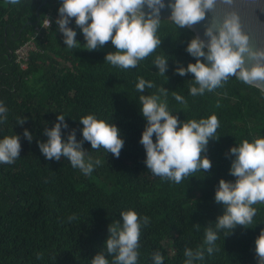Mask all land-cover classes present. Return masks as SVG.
Here are the masks:
<instances>
[{"label":"trees","instance_id":"obj_1","mask_svg":"<svg viewBox=\"0 0 264 264\" xmlns=\"http://www.w3.org/2000/svg\"><path fill=\"white\" fill-rule=\"evenodd\" d=\"M59 3L19 0L11 5L0 0V101L8 110L0 137L17 134L21 145L12 164H0V264H89L103 248L108 225L120 222V213L128 209L149 217L148 225L140 229L137 264H152L156 251L163 264H184V249L201 246L205 228L214 227L223 212V206L214 202V190L219 179H235L228 173L229 147L264 135V92L229 77L211 92L190 95L192 74L182 77L174 68L195 62L184 50L195 33L170 20L160 21L159 47L135 68L104 62L109 51H89L79 44L67 48L55 24ZM47 17L51 26L37 34ZM76 32L83 44L79 28ZM29 41L35 47L22 67L16 51ZM164 53L169 57L166 76L152 65L155 56ZM138 77L153 83L145 95L159 94L161 86L168 89V108L180 120L216 115L219 137L210 139L202 153L211 160L209 170L192 173L177 184L145 168L139 143L145 120L139 112L141 93L135 89ZM173 91L186 104L177 102ZM58 113L68 124L62 138L75 129L76 138L82 139L78 120L88 114L116 124L124 140L119 157L83 142L86 157L101 160L87 176L64 157L45 160L37 140L46 139L43 129L52 126ZM25 117L18 125L17 119ZM25 128L33 136L31 142L23 136ZM252 207L256 214L249 228L236 226L227 236L228 230L219 231L217 250L195 264H256L254 239L264 228V202Z\"/></svg>","mask_w":264,"mask_h":264},{"label":"clouds","instance_id":"obj_2","mask_svg":"<svg viewBox=\"0 0 264 264\" xmlns=\"http://www.w3.org/2000/svg\"><path fill=\"white\" fill-rule=\"evenodd\" d=\"M16 5L19 0H7ZM232 5L233 0H222ZM217 0H60L55 24L61 33L63 44L75 48L77 44L86 50H95L106 42L114 46V51L104 55L112 66L121 69L135 68L139 61L149 56L159 47L161 39L156 35L160 25V12L167 6L169 19L177 28L191 27L205 19ZM49 26L50 21L47 18ZM74 23L75 28L69 26ZM79 28L84 43L77 39ZM185 52L194 58L186 67L177 63L174 72L179 76L192 74L193 85L188 89L192 96L203 95L221 87L229 77H235L246 85L264 84V49H254L248 35L242 30L236 12L225 15L219 24L204 27L203 36L194 35L185 46ZM168 55H156L152 61L156 72L166 76ZM153 83L142 77L137 78L135 89L139 112L145 120L139 143L144 149L145 168L155 176L167 178L179 184L197 171L206 172L211 168L207 155L209 140H216L219 121L215 114L207 118L180 120L168 108L165 97L168 89L160 87L159 94H143ZM174 99L186 104L184 97L173 91ZM7 107L0 101V124L7 117ZM27 118H18L23 125ZM82 139L76 138V130H69L62 138V129H67L65 115L57 114L51 127L43 129L45 140H37V147L45 160L59 161L66 158L73 168L89 175L95 166L101 164L99 158L86 157L83 142L91 149L103 148L114 157H119L124 140L116 124L97 118L94 114L80 117ZM23 136L31 142L33 136L25 128ZM154 137V139H153ZM19 135L0 137V164H12L20 156ZM226 156L230 157L228 173L234 180H218L214 190V202L223 206L222 214L215 219L214 227H206L204 240L195 250L184 249V264L202 261L205 253L209 256L216 251L218 232L228 230L230 234L236 226L249 228L256 208L252 205L264 202V135L251 141L244 139L230 146ZM69 220L74 217H68ZM149 223V217L139 216L132 210L120 213V222L110 223L108 235L101 251L95 253L89 264H137L140 229ZM199 229V224H193ZM256 264H264V228L254 239ZM108 256L112 259L109 261ZM152 264H163L159 251L152 253Z\"/></svg>","mask_w":264,"mask_h":264},{"label":"water","instance_id":"obj_3","mask_svg":"<svg viewBox=\"0 0 264 264\" xmlns=\"http://www.w3.org/2000/svg\"><path fill=\"white\" fill-rule=\"evenodd\" d=\"M167 5V0H165ZM230 12H236L240 18L242 30L248 35L249 43L254 49H264V0H233L232 5H225L217 0L215 8L206 13L205 19L189 27L195 35L203 36L205 26L219 24ZM170 9L165 6L160 12L161 20L167 19ZM264 92V84L252 85Z\"/></svg>","mask_w":264,"mask_h":264},{"label":"built area","instance_id":"obj_4","mask_svg":"<svg viewBox=\"0 0 264 264\" xmlns=\"http://www.w3.org/2000/svg\"><path fill=\"white\" fill-rule=\"evenodd\" d=\"M47 18L50 21L49 26L46 22ZM47 18L43 21L40 27H37V34H40L42 31L48 29L51 26L52 24L51 18L50 17ZM34 47H35L34 43L32 41H29L28 43H26L16 51L17 60L21 63L22 67H26V61L28 60L29 51Z\"/></svg>","mask_w":264,"mask_h":264},{"label":"rangeland","instance_id":"obj_5","mask_svg":"<svg viewBox=\"0 0 264 264\" xmlns=\"http://www.w3.org/2000/svg\"><path fill=\"white\" fill-rule=\"evenodd\" d=\"M97 50H101V51H112V50H115V49H114V46H112L111 44H105V45H103L101 47H98Z\"/></svg>","mask_w":264,"mask_h":264}]
</instances>
